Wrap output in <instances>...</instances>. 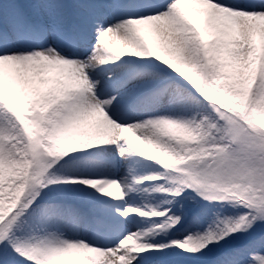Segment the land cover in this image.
<instances>
[{
	"label": "snow or ice",
	"instance_id": "obj_1",
	"mask_svg": "<svg viewBox=\"0 0 264 264\" xmlns=\"http://www.w3.org/2000/svg\"><path fill=\"white\" fill-rule=\"evenodd\" d=\"M0 264H264V0H0Z\"/></svg>",
	"mask_w": 264,
	"mask_h": 264
}]
</instances>
